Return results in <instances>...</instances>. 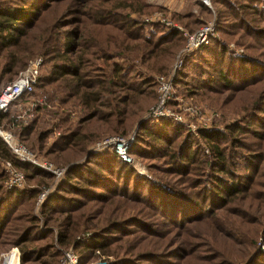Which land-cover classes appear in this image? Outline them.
I'll use <instances>...</instances> for the list:
<instances>
[{
	"label": "trees",
	"instance_id": "16d2710c",
	"mask_svg": "<svg viewBox=\"0 0 264 264\" xmlns=\"http://www.w3.org/2000/svg\"><path fill=\"white\" fill-rule=\"evenodd\" d=\"M221 1L211 0V3ZM197 2L210 11L201 1ZM221 3L229 8L223 1ZM60 4L64 5L62 13L54 16L49 22L46 21V16ZM152 7L144 0H0V88L14 78L35 54H39L42 57V65L48 67L42 74L39 71L33 91L27 95H33L35 89H38L40 95H47L48 101L52 100L54 103L57 100V105L54 103L55 107L50 111L56 114L52 116V121L44 118L48 104L37 105L33 112L34 117L27 122L19 116L17 118L18 114L9 110L14 101L0 114V127L13 129L18 140L36 156L40 153L54 159L59 154H66L74 149L83 153L88 142L99 134L92 132V135H88L87 129L91 123L96 128L105 127V131L110 133L128 134L129 132H124L130 128L133 117L137 118L140 111H134V108L137 96L144 94L141 85L153 83L152 77L144 75L145 72L167 70L173 55L185 43V38L178 28L166 26L158 21L147 23L132 16L134 12L140 14ZM69 10H74L78 14L77 17H69ZM249 10L251 11L244 9L241 14L232 11L238 20V26H245L246 30H249L250 26L243 22L244 12L264 17V5L254 6ZM218 14L223 16L222 11ZM187 15L174 16L182 22V19L188 20ZM196 19L194 17V21L190 23L196 24ZM181 22L177 24L188 32H194L205 23L201 22L188 28V21L184 25ZM226 24L233 26L236 23ZM146 25H151L147 31ZM227 25L220 26L217 20L216 31L226 33ZM253 32L264 36V30ZM214 40H210L195 52L198 51L199 56H204L202 51L216 53L213 57L214 63L222 64V69L215 70L214 75L203 79L198 85L199 89L217 93L222 92L221 90L243 92L264 78V63L245 53L236 56L232 54L234 58L229 54L225 67L223 45L212 46L213 43L219 44ZM214 47H217V51L211 52ZM246 47L255 48L252 45ZM189 62L186 58L182 67ZM206 64L208 66V63ZM142 66L146 71L140 69ZM232 77L236 78L238 83ZM175 78L179 79L177 76ZM228 96L232 94L225 95L224 99ZM76 108H80L84 114V117L78 120L72 118ZM241 120L225 124L223 130L214 127L201 128L200 139L191 138V134L186 131L187 134L180 144L173 146V135L180 132L182 127L168 118H158L156 121L145 118L136 127L137 132L129 154L155 160L152 163L146 162L145 165L148 172L156 176V180L144 175L139 176L112 150L100 151L102 154L95 152L96 154L91 155L96 163L95 168L84 163H73L68 168L65 167L61 181L41 202L39 213L43 217L45 227L56 228L59 244L81 248L84 254L79 253V264L87 259V253L96 250L107 255L115 254L118 261L110 264H142L152 260H155L156 264H170L162 259L166 254L164 251H139L133 255L139 245L132 247V242L121 243L122 236L131 234L125 226L138 224L160 240L166 233L148 226V220L150 221L156 211L167 218L165 222L170 221L174 226L184 228L207 220L213 224L219 212L224 216V213L232 208V202H240L237 195H244L249 189L253 175L244 176L243 179L248 181L245 185L246 180L242 179V183V180L238 179L242 178V175H232L227 179L217 173L231 176L230 171L234 169L235 164L230 161L228 147L222 145V142H230V145L242 149L247 147L243 141L247 131L241 124L244 118ZM258 122L260 126L263 124L262 121ZM53 131H58L59 134L50 140ZM251 132L253 136L260 138L256 135L259 131ZM154 139L162 144L155 143ZM201 140L208 147V154L202 151L204 147L199 142ZM202 153L207 157H199ZM237 156L239 157L240 153ZM256 157H259V153H254V158ZM248 158L243 157L247 163L251 162ZM0 161H9L23 172L26 180L36 176L47 178L51 182L53 180L52 173L18 160L1 136ZM156 171L158 175L155 174ZM5 175V170L0 167V248L2 245L17 247L22 264L28 261H48H41L45 256L58 258L60 254L53 244L34 245V242L53 237V230H40L36 223L37 218L30 213V209L24 213L17 212L21 203L28 201L26 204H29L36 199L40 186L3 189ZM74 178L80 182L84 181L88 186L75 185L70 181ZM77 196L90 197V200L108 204V208L116 212V218L110 221L107 219V223L102 227H94L96 224L90 222V215L80 213L79 210L86 203ZM123 203L125 205H122ZM141 203L145 205L144 208L140 206ZM129 210H133V213L122 216V213ZM77 211L83 221L75 216ZM83 224L86 227L93 226L94 230H91L90 235L83 241H77L74 237ZM210 227L213 232L211 225ZM122 231V236H118ZM2 237L7 240H2ZM140 254L146 259L138 260L136 257ZM168 254H171V251ZM211 256L206 253L201 261L206 264H220L213 262ZM52 259L49 264H55ZM221 260L222 264H228L225 259ZM247 264H264V252L254 254Z\"/></svg>",
	"mask_w": 264,
	"mask_h": 264
},
{
	"label": "rangeland",
	"instance_id": "374dc122",
	"mask_svg": "<svg viewBox=\"0 0 264 264\" xmlns=\"http://www.w3.org/2000/svg\"><path fill=\"white\" fill-rule=\"evenodd\" d=\"M144 1L150 3L153 7L150 9L143 10V12H141L140 14L135 12L132 13V16L136 17L137 19L139 18L140 20L143 19V21H145V17H149L153 15L154 12L162 13L164 17L168 18L174 24L181 22L174 15L188 14L187 15L188 20L182 19L181 22L184 25L186 21H188L186 23L187 26L189 25L190 22L194 21V17L197 18L196 19L197 25L200 24L201 22H206L208 20L214 19L215 32L214 35L211 36L210 40L215 39L214 41L219 42V44L213 43L212 46L217 45L218 47H220L223 45L222 54L224 56L223 65H225V67L227 65L226 61L229 54L231 58H234V56H236L237 54L245 53L247 55H252V57L257 59L258 62L261 61L260 63H264V36H258L257 33L253 32L258 29L264 30V17L262 15L258 16L257 14H253V13L248 15L246 14V12H244L242 18L245 21L243 22L248 23L250 26V29L246 30L244 29L245 26L242 27L238 26L239 25L237 24L238 20L232 14V11H236L237 13L241 14L244 11V9L246 11H251L249 9H252V7L254 6L261 7L264 5V0H222L223 3H226L230 9L224 6L221 3L222 1L213 2L211 3L212 7L210 8L211 14L210 11L208 12L206 9H204L203 6L199 5L197 0H144ZM63 10H64V5L62 4L54 7L53 10L51 11L52 13H49L46 16L45 18L46 21L49 22L50 20H52L54 16L57 17L62 13ZM220 11L223 12V16L221 17L218 14ZM69 12L71 13L69 17H77L78 15L74 10H69ZM217 20L220 26L227 25L226 23H231V22H235L236 24H234L233 26H231V24L225 26V28L227 29L226 33L217 32L216 31ZM240 22L242 24V20ZM147 23H152V22H147ZM153 23H155V21ZM196 24L192 25L190 23V26H188V28L195 27L197 26ZM149 27H151V25H146V31ZM181 42L182 41L180 40V43ZM240 43H242L243 45H241ZM248 45L249 46L252 45L255 48L249 49L246 47ZM195 51L191 52L189 55H187L184 58V60L188 58L190 62L185 64L186 66L184 65L182 67L184 62L183 60L181 66L178 69H176L174 72L172 95H171V99L169 100L168 106L172 110L178 112L186 122H178L173 120L172 118H168L171 119L175 124L182 127L180 129V132L175 133L173 135L174 144L172 145L173 146L179 145L180 142L184 139L185 135L187 134L186 131H188L191 134V138L193 137L200 139L199 130L201 128L214 127L223 130L225 124L227 125L228 123L240 121L241 119L244 118L243 120L244 122H241V124L244 125V128L247 131V134H244L245 138L243 140L244 143L247 145V147L242 149L240 147L232 146L233 144L230 145V142H222V145L228 147V151L230 153L229 156L231 157L230 161L234 162L235 164H234V169L232 168V170L230 171V173H232L231 176L230 175L224 176L223 174L220 173H217V175H220L227 179L231 178L232 175H234V177H236L235 175H238L237 177H241L240 175H242L243 176L242 178H238L240 180H242L245 175H249V176L253 175V181L250 184L249 189L244 193V195L243 194L237 195V197H239L238 200L240 202L236 200L232 202L230 204L232 208H229L228 212L224 213V216L220 215L221 212H219V215L215 217V221H214L215 223L213 224H210V220H207V222L204 221L203 223L200 222L198 224L196 223L190 226H185L184 228H179L174 226V224H171L170 221L165 222L167 218L162 217V215L159 214L158 211H156L154 212V216L150 218V221L148 220V226L149 228L155 227V229H158L159 231H161V233H166L161 236L163 237L162 239L159 240L158 239L159 237L157 238V236H154L149 232L143 230L144 227L142 228L138 224L132 226H127L126 224L125 229L127 231H131L130 232L131 234L122 236L123 234L122 231L120 234H118V236L123 237V241H121V243L125 242L126 244H130L132 242L133 244L132 247L135 245H139L134 250L133 255H135L139 251L140 252L154 251L156 253H159L160 251H164V254L165 253L166 254L163 255L162 259L164 258L165 261L169 262L170 264H206L204 261H201L203 259V255L206 253L207 255H212L211 256L212 258L210 259H213L212 260L213 262H219L220 264H222L221 259H225L228 264H247L249 262L250 257H252L254 254L264 252V78L259 82H257L256 84L252 86L250 85L243 92H236L234 90L233 91L221 90L222 92L217 93L214 91L208 92L202 88L199 89L198 85L200 84V82L203 79H206L207 77L214 75L215 70L222 69V64L214 63L213 57L216 53H209L202 51L201 53L204 56H199L198 51L197 52ZM214 51H217V47L211 49V52ZM178 52L175 55H173L167 70L160 72L157 71L149 72V73L145 72L144 75L152 77L153 83L151 85H148L147 83L141 85V90L144 92V94L143 95L139 94L137 96L138 98L134 108V111L135 110H140V111L137 114L138 115L137 118L133 117L130 128H128V130L124 132V133L129 132L128 134L117 135L114 133H110L105 131V127L99 126V128H96L95 125L91 123L88 126L89 129H87L88 135H92L93 134L92 132L95 133L99 132V134L98 136H96L97 138L95 137L96 139L93 138L88 142L85 151L83 153H79V150L74 149L73 151H68L69 153L66 152V154L65 153L59 154V156H56V158L58 159L45 157L43 156V154L40 153L37 157L44 160L49 159L48 161L52 162L54 166L64 169L65 172V167L68 168L70 165H73V163H84L88 167L95 168L94 165L96 163L95 160L91 157V155L96 154L95 152H97L98 154H102L104 151L103 152H100V150L95 151L93 150V146L98 140L104 137L119 136L125 139H129V137H132L131 140V145H132V143L134 142V137L137 132L136 127L138 123L140 121L145 120V118H150L151 120L154 121L157 120L156 118L150 115V110L155 104L157 99L156 97L157 93L155 91V87H156L155 77L157 75H165L170 71H172L171 69L173 68L174 61L176 59ZM36 56L41 57V55L39 54L34 55V57ZM206 63H208V66ZM209 65L213 67H210ZM47 67L48 66L45 64L42 65L40 69V74L44 73ZM140 69L146 71L144 66H142ZM176 76L179 79L175 78ZM16 77L17 75L14 78H12L9 82L13 81ZM234 81L238 83V80H236V78L234 79ZM196 89L201 91L198 92V90ZM38 91H39L38 89H35L33 95H26L21 97V99H18L17 101H15V103H13L9 107V110L14 114L15 113L18 114L17 118L19 116L21 119L27 122L34 117L33 112L37 105L49 104V106H47L48 107L47 110L44 111V118L46 120L52 121L53 120L52 116H55L56 114H54V112H51L52 113L51 115L50 111H52L51 109H54L55 105H57L55 103L57 102V100L54 101L55 103L54 105V103L51 102L52 100L48 101V97L46 94L40 95ZM36 94H39V96ZM227 94H232V96H228L224 99V96ZM73 111L74 112L72 113L73 114L72 118L74 120L76 119L78 120L84 117L83 111H81L80 108L79 109L76 108ZM260 117L263 119H260ZM247 121L250 123H247ZM258 121H262L263 126L262 125L260 126ZM189 123L192 124L193 126H190ZM45 125H47V123H45ZM0 128L1 130H7L10 131L12 134H14V131L11 128H5V127H0ZM255 130L259 131L258 134L256 135L260 138L253 136L251 131H255ZM58 134H59L58 131H53L50 140L52 137H55ZM13 136H15V139L18 140L15 134ZM149 139H153V138H149ZM199 142L202 144V147H204L202 151L205 154H208L209 153L208 147L205 144H203V140ZM155 143L162 144L161 141L159 140L156 141ZM204 153H202L201 156L199 155L198 156L207 157L206 155H204ZM238 153H240L239 157L237 156ZM254 153H259V157L254 158ZM245 154L247 156H245ZM130 156L133 158V162L130 164L128 163V166L134 169L135 173H138L139 176L144 175L146 177H150V179L152 180H156V176L154 177L153 175H151L148 172L147 167L145 165L146 162L152 163L155 160H151V159L146 160L144 158L139 157L138 155L130 154ZM243 157H245V159L249 157L248 159L251 162L247 163V161H245ZM0 167L3 168L6 172L5 175L6 178L3 181V189H5L7 187V182L9 180L10 173L8 170L5 169L4 161H0ZM24 172L28 173L26 170H24ZM64 172L59 178L53 176L52 182L51 180L49 181L47 178L45 179L44 177L36 176L34 179H28V180H26L24 177V181L22 182V185L16 186V188H21V189L32 188L34 187V185L40 186V191L38 192L36 199L34 198V200H32V203L29 202V204H26L28 201H25V203H21L17 208L18 210L17 212L23 211L24 213V212H28L27 210L30 209L31 211L30 213L37 218L36 223L40 230H47V229L53 230V237H47L37 242H34V245L40 246V245H45L46 243L53 244L60 254V256H58V258L55 259H52L47 256L42 257L41 261H43V259L48 260L45 262L37 263L34 261H28L23 264H49V261L51 259L52 261L55 262V264H61V259L64 252L69 249H72L73 252L77 255L76 264L80 263L78 255L84 254V252L81 251V248L80 247L75 248L73 245L59 244L57 239L58 237L56 234V228L49 226L46 228L44 225L43 217L39 213V208L41 205V203L37 201L39 193L43 191L46 187H50V186L51 189L53 190L55 186L61 181ZM155 174L158 175V171H156ZM199 176L202 177V174L200 172H199ZM243 180L242 183H244ZM70 181H72V183H74L75 185H79L82 187L88 186V184H86L84 181L81 180L80 182L75 178ZM244 184L247 185L248 181L246 180ZM129 189H131V184ZM65 194L72 195L70 193H65ZM89 198L90 197H83V196L79 198L82 199L81 201L86 203V205L79 211L80 213H83L85 216L90 215L91 218L90 222L96 224L94 225V227L95 226L102 227L105 225V223H107V219L110 221L114 217L116 218L115 215L116 212L111 211L108 208L109 206L108 204H103L102 202H98L96 200H90ZM114 199L115 201L117 200V198ZM112 204L115 205V202H113ZM122 205L125 204L123 203ZM140 206L143 208L145 207L143 203H141ZM135 207L137 206L135 205ZM79 211L75 212L76 213L75 216L80 217V219L83 221ZM127 213L130 215L133 213V210H129L126 211L125 213H122V216H125ZM154 220L156 221L151 222ZM154 223H158V225L155 226ZM210 225L214 230L213 232L211 230ZM187 228H191V229H187ZM91 230H94L93 226L86 227L84 224L80 225L79 230L77 231L74 239L77 241H83L85 238H87L90 235ZM4 239H6V237H2V240ZM15 248L17 247L2 245L0 248V263H3L4 256L9 255L12 249ZM17 250L19 253L18 263L22 264L20 261V251L18 248ZM170 251L171 254H168ZM141 255L142 254H140L136 258L138 260H143V259L145 260L146 258H144ZM166 255L168 257H166ZM185 255L187 256L183 258ZM14 260L15 259H12V261H9L8 263L7 262L8 259H7L3 264H10ZM84 260L86 262L84 261L82 264H93L101 260H106L109 264L118 261L115 254L111 253L107 255L106 253H101L98 250L92 253H87V259ZM156 263L157 262L155 260H152L150 262H145V261L142 262V264H156Z\"/></svg>",
	"mask_w": 264,
	"mask_h": 264
},
{
	"label": "built area",
	"instance_id": "2783aa9c",
	"mask_svg": "<svg viewBox=\"0 0 264 264\" xmlns=\"http://www.w3.org/2000/svg\"><path fill=\"white\" fill-rule=\"evenodd\" d=\"M199 1H201L209 8L212 7L211 0ZM145 21H158L168 26L177 27L182 31V34L185 38V43L176 56L173 68L171 69L172 71L165 75H157L155 77L157 99L150 110V115L156 119L172 118L173 120L178 122H186L178 112L172 110L168 106L169 100L171 99L172 95L174 72L181 66L182 61L187 55H189L199 47L209 43L211 36L214 35L215 32L214 19L206 21L194 32H188L182 29L180 26L172 23L168 18L164 17L162 13L159 12H154L153 15L145 17ZM41 65L42 57L36 56L30 59L24 69L18 72L17 77L13 81L0 88V114L5 112L8 109L9 105L18 100L21 96L30 94L33 91L34 85L36 84L38 79ZM190 126L193 125L190 124ZM0 136L8 144L13 155L18 160L31 163L43 170H46L52 173L56 178H59L64 172V169L54 166L52 162L37 157L24 144L16 140L10 131L1 130L0 128ZM131 140L132 137H129V139H125L119 136L104 137L94 144L93 150H112L119 156L120 159L130 164L133 162V158L128 152V150L130 149ZM4 164L5 169L10 173V177L7 182V188L21 186L22 182L24 181L23 172L15 168L9 161H5ZM51 190V186L46 187L39 193L37 201L41 203L47 196V194L51 192ZM7 259H9L10 261H12V259H16L17 261L19 260V253L17 248L12 249L9 255L4 256L3 263H5V260ZM76 263L77 255L73 252V250L69 249L65 251L61 259V264Z\"/></svg>",
	"mask_w": 264,
	"mask_h": 264
},
{
	"label": "water",
	"instance_id": "95a60500",
	"mask_svg": "<svg viewBox=\"0 0 264 264\" xmlns=\"http://www.w3.org/2000/svg\"><path fill=\"white\" fill-rule=\"evenodd\" d=\"M93 264H109L106 260L97 261Z\"/></svg>",
	"mask_w": 264,
	"mask_h": 264
},
{
	"label": "bare ground",
	"instance_id": "6f19581e",
	"mask_svg": "<svg viewBox=\"0 0 264 264\" xmlns=\"http://www.w3.org/2000/svg\"><path fill=\"white\" fill-rule=\"evenodd\" d=\"M9 261H10V260L8 259L7 262L9 263ZM10 264H19V263H18V261L15 259V260H14L13 262H11Z\"/></svg>",
	"mask_w": 264,
	"mask_h": 264
}]
</instances>
